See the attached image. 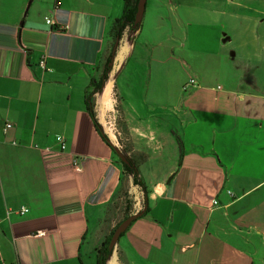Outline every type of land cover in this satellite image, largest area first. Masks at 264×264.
Returning <instances> with one entry per match:
<instances>
[{
	"label": "crops",
	"instance_id": "0c3cea01",
	"mask_svg": "<svg viewBox=\"0 0 264 264\" xmlns=\"http://www.w3.org/2000/svg\"><path fill=\"white\" fill-rule=\"evenodd\" d=\"M123 4L0 0V264H264V0H146L94 122Z\"/></svg>",
	"mask_w": 264,
	"mask_h": 264
},
{
	"label": "trees",
	"instance_id": "16d2710c",
	"mask_svg": "<svg viewBox=\"0 0 264 264\" xmlns=\"http://www.w3.org/2000/svg\"><path fill=\"white\" fill-rule=\"evenodd\" d=\"M137 4H138V0H124L122 16L118 21L115 22L114 28L112 30L113 35H112L111 52L114 47L116 39L121 38L122 32L126 28H133L138 25L135 24V14L137 11ZM112 59L113 56L112 53H110L102 70V75L100 76V79L96 82H92L91 86L93 87V89L90 92L87 91L85 95V100H84L85 108L88 114L90 115V117L92 118V120H94L93 94L101 89L104 81L106 80L107 74L109 73L112 66V62H111ZM141 161L142 158L139 159L136 156L133 157L130 156L127 157V162H128L127 164L120 162L124 169V172L126 174H131L133 176V182L139 185H141L142 183L137 176V169H138V164ZM112 233L113 231L108 236V238L101 244V246L96 249V264H106V259L110 254V251L108 250V244L112 236Z\"/></svg>",
	"mask_w": 264,
	"mask_h": 264
},
{
	"label": "water",
	"instance_id": "95a60500",
	"mask_svg": "<svg viewBox=\"0 0 264 264\" xmlns=\"http://www.w3.org/2000/svg\"><path fill=\"white\" fill-rule=\"evenodd\" d=\"M145 3L146 0H138V4H137V11L135 14V24L140 23L141 18L143 16L144 13V9H145ZM118 45V39H116L114 47L112 49V56L114 57L115 55V51ZM113 61V59L111 60V62ZM115 152L117 154V156L119 157V159L122 161V163L127 164V158L125 157V155L119 151L118 149L115 148ZM141 215V213H136L134 215H131L129 217H127L126 219H124L117 227L116 229L113 231L112 236L110 238L109 244H108V250L112 251L116 242L118 241V238L120 237V235L125 232V230L128 228V226L131 224L132 221H134L136 218H138Z\"/></svg>",
	"mask_w": 264,
	"mask_h": 264
},
{
	"label": "built area",
	"instance_id": "2783aa9c",
	"mask_svg": "<svg viewBox=\"0 0 264 264\" xmlns=\"http://www.w3.org/2000/svg\"><path fill=\"white\" fill-rule=\"evenodd\" d=\"M44 21H45V24H47V25H49V26H54V22H53L52 19H50V18H48V17H45V18H44ZM38 65H39V67H40L42 70H45V61H44V58L41 59V60L39 61ZM195 82H196V81H195L194 79L189 80V84H190V85H195ZM107 126H108L107 131H108L109 133L115 134V133L113 132V130H111V127H112L111 124L108 123ZM12 128H13V125H12L11 123L6 122L5 125H4V127H3V133L6 134V133L8 132V130H10V129H12ZM56 141H57L58 143H60V145H61V149H63V143H62V139H61V137H57V138H56ZM12 144L15 145V142H13ZM76 168H77L76 170L80 171V168H78V167H76ZM213 204L216 205L217 203H216V202H213ZM15 213H16V214H19V215H25V214L28 213V208H26V207H21V208H20L18 211H16ZM43 234H44L43 232H38V233L36 234V236H42Z\"/></svg>",
	"mask_w": 264,
	"mask_h": 264
},
{
	"label": "rangeland",
	"instance_id": "374dc122",
	"mask_svg": "<svg viewBox=\"0 0 264 264\" xmlns=\"http://www.w3.org/2000/svg\"><path fill=\"white\" fill-rule=\"evenodd\" d=\"M107 121V123L109 122V123H111V130H113V132L115 133V137H116V140L115 141H113L116 145H117V149H118V145H119V147H120V151L122 152V153H124V155L126 156V157H129V155H126V153H127V150H126V148H124L123 147V145H121V144H119L118 143V126H117V123H116V121L117 120H113L112 119V117H110V119L108 120H106ZM107 128H108V126H107ZM110 138L113 140V137H112V135L110 134ZM123 148V151H122V148Z\"/></svg>",
	"mask_w": 264,
	"mask_h": 264
},
{
	"label": "bare ground",
	"instance_id": "6f19581e",
	"mask_svg": "<svg viewBox=\"0 0 264 264\" xmlns=\"http://www.w3.org/2000/svg\"><path fill=\"white\" fill-rule=\"evenodd\" d=\"M108 84V83H107ZM109 86H110V84H108ZM107 87V86H106ZM106 87H105V89H106ZM107 88H109V87H107ZM104 89V88H103ZM105 92V91H104ZM108 102V101H107Z\"/></svg>",
	"mask_w": 264,
	"mask_h": 264
}]
</instances>
